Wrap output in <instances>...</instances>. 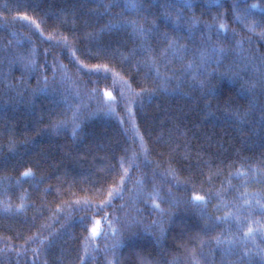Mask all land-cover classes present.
Returning <instances> with one entry per match:
<instances>
[{
    "label": "trees",
    "instance_id": "1",
    "mask_svg": "<svg viewBox=\"0 0 264 264\" xmlns=\"http://www.w3.org/2000/svg\"><path fill=\"white\" fill-rule=\"evenodd\" d=\"M261 33L264 0H0V264H264Z\"/></svg>",
    "mask_w": 264,
    "mask_h": 264
},
{
    "label": "snow or ice",
    "instance_id": "2",
    "mask_svg": "<svg viewBox=\"0 0 264 264\" xmlns=\"http://www.w3.org/2000/svg\"><path fill=\"white\" fill-rule=\"evenodd\" d=\"M133 7H134V5H133ZM252 7H256V5H253ZM24 19H27V17H24ZM133 27H134V30H136L135 29V22H133ZM219 27H220L221 30H225V28H226V26L223 23H221L219 25ZM138 31L141 34H143L144 29L141 27V28L138 29ZM261 35L264 36V33H261ZM182 48H183V45L179 46V48H175V41H172V40L169 41V49L168 50H174V54H175L176 51H179ZM168 50H166V51H168ZM213 51H219V52L222 53L224 51V49L223 48H219V49L214 48ZM163 54L164 53H162V55ZM151 59L152 58L149 57V60H151ZM153 63H154V61H153ZM189 67H191V64H189ZM122 95H123V93H122ZM104 96L106 98L105 103L109 105V110L114 111V109L111 108V104L114 102V97H113L112 93L110 91H105L104 92ZM29 174H30V172L23 173V175H29ZM121 183H123V180L121 181ZM118 190L119 189H113L112 191L109 192V201H110V199H111V197L113 195V192L118 191ZM157 196H158V193L154 194L152 196V203H153V206L156 209H160L159 203L156 202ZM192 202L193 203H201V204H203V203H206V200H205V197L202 196V195H194L192 197ZM85 203H87V202H85ZM245 203L247 204L248 201L246 200ZM257 203H259V202L257 201ZM259 207H260L261 211L264 212V204H260ZM160 210L163 211L162 209H160ZM230 215H231V213H226L225 214V218H227ZM105 219H106V217H105ZM217 219H219V218H217ZM99 224H100V221H96V226L92 227L91 230H90L91 231V236H92L93 239H95L100 234ZM260 227H261V229H264V225H261ZM254 231H255V229L253 227L249 226L247 231L244 233L245 237H248V236L252 235L254 233ZM113 232L115 234V230H113ZM216 242H217V244L222 243V241L220 240L219 237L216 238ZM116 246H120V245L117 244ZM110 264H111V262H110Z\"/></svg>",
    "mask_w": 264,
    "mask_h": 264
}]
</instances>
